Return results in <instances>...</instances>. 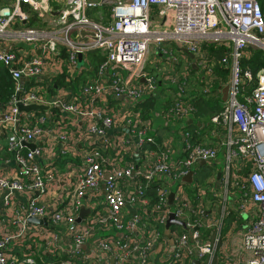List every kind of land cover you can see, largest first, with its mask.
<instances>
[{
  "label": "built area",
  "instance_id": "2783aa9c",
  "mask_svg": "<svg viewBox=\"0 0 264 264\" xmlns=\"http://www.w3.org/2000/svg\"><path fill=\"white\" fill-rule=\"evenodd\" d=\"M33 14L40 27L29 24ZM165 42L192 52L204 77L214 78L216 64L229 70L226 98L210 117L226 133L220 220L208 200L210 185L191 191L182 180L189 171L193 180L198 163L214 162L218 149L194 143L185 132L182 157L173 158L172 145L157 139L143 113V102L158 86L149 68L160 75L166 116L177 121L196 112L190 96L184 97L182 76L171 67L147 66L150 50L170 54ZM204 42L227 51L216 62L201 48ZM249 45L264 50V15L257 0H0V63L16 83L0 106V135L10 154L1 160L13 163L0 175V190L9 204L15 193L29 195L15 206L13 226L1 231L0 264H35L33 248L27 246L19 257L12 244L36 238L45 252L57 254L50 264H213L222 220L231 209L250 218L241 231L246 255L221 252L220 264H264V68L253 71L241 64ZM93 52L102 57L94 76L70 89L91 66ZM58 75L64 76L59 86L53 82ZM20 78L28 80L18 95ZM18 101L50 109L47 115L19 112ZM48 130L58 146L52 155L78 159L67 161L65 172L41 168L40 158L51 147L25 146ZM79 136L87 145L76 153ZM61 178L72 180L70 190L61 206L50 209L41 196L58 188ZM210 184L216 186L213 177ZM82 207L89 213L77 223ZM212 213V222H206ZM170 214L185 227L173 223L167 236ZM29 217L48 225L29 223Z\"/></svg>",
  "mask_w": 264,
  "mask_h": 264
},
{
  "label": "crops",
  "instance_id": "0c3cea01",
  "mask_svg": "<svg viewBox=\"0 0 264 264\" xmlns=\"http://www.w3.org/2000/svg\"><path fill=\"white\" fill-rule=\"evenodd\" d=\"M161 56H164V55H161ZM165 59L171 62V68L175 72H177L178 76L180 78L182 76L180 81H182L181 83L184 84V87L186 85L187 87H189L190 84L193 83L194 80L195 82H198L199 84L204 83L205 78H206L204 77V74H202V76L200 74V76L197 77L196 76L197 73H195V70H199V68L196 69L192 67L191 65L193 62L196 64L194 60H190V62L187 63L188 65L186 66L184 65L183 62L177 59V56H175V53H171V52L170 54H167ZM184 59L187 60L189 59V57L186 56V54H184ZM94 72H95V67L92 65L88 67L87 69H84L82 73L78 76V78L80 79L79 83H82L87 79H91L94 76ZM198 73H200V70L198 71ZM58 76H63V75H58ZM185 77H190L192 79V82L188 83L187 81H185L184 79ZM195 78H198V79L196 80ZM227 84H228L227 82L219 83L217 85L213 84L214 86L213 89H208V90L206 89L207 90L206 92H208L207 99L210 98L209 101L202 102L203 104L200 107L198 106V108L196 106V112H194L192 115H190L186 119L185 125L180 124L178 128H177V125H175V123H172L174 119L165 115V112L163 111V107H161V104H162L161 101L163 99H161L160 94L155 92L159 96V98H157L156 95H154L155 93H153L152 96L149 99L145 100L142 104L143 106L147 104L146 106H144L149 111L147 118L150 119L152 122L153 129H154L153 133L158 135L157 139L168 140L169 144L172 145L173 158L182 157L181 147L183 144L182 140H184L185 132H188L190 134L191 140L194 143L200 142V143L207 144L211 147H216L218 149V153H217V157L215 161L210 164L214 171H212V168L209 169L210 172L211 171L213 172V179L216 185L215 187L220 186V181L222 178L223 162L225 158V148L223 145H221V143L223 142V140L226 139V133L222 127H219L213 124L210 121V117L213 114H215V112H213L215 108L221 107L224 101L222 100V97L223 95L227 94V91H228ZM217 97L220 98L219 102H217L216 100ZM212 102H214V107L212 106L213 104L211 105ZM1 105L3 104H0V106ZM151 105H152V108H150ZM200 110H204L205 112H200ZM53 111H56V109H53ZM57 111H58V108H57ZM43 113L47 115L46 112H43ZM22 118L24 119V116H22ZM191 126H193V128H191ZM5 143H6V140L4 139V136L0 135V175H5L9 173L11 169L13 168L12 162L8 164V163H4L1 160L2 157L8 158L7 155L10 156V154L6 151ZM85 143L86 142L84 141L83 136H79L78 141L74 145V147L76 148V153L83 151L82 148H85V146L87 145ZM26 144L25 146L28 149H31L36 146L52 148L51 153L47 150L44 153V155H42L40 158V166L43 170H46V168H48L49 166H54L56 170L60 172H65L67 171V164H65L67 161L78 160L76 156L73 158L71 154H65L63 156L52 155L54 151L58 150V146L54 140L53 132L51 130H48L43 136H41L36 141L31 142V143H26ZM134 163H136L135 160H134ZM200 165H205V164L198 163V166ZM191 182H189L188 184H190ZM69 183L72 184L71 179L67 180V179L61 178L58 188H50V190L45 195L41 196L42 204L46 205L50 209H52L54 205L58 207L61 206L63 202L62 199L64 195L66 194V191L70 190ZM5 195H6V192L3 190H0V234L4 228L13 226V220L16 217V214L14 213L15 206L17 208L19 204L24 205L27 202V198L29 196L28 194L15 193L13 196V203L9 204V202L8 203L5 202ZM36 195L37 194H35L34 196ZM228 195L230 197V204H233L234 202L232 200L233 195L230 192ZM79 212H80V209H79ZM88 213H86V215H88ZM229 213L230 214L233 213V210L231 209ZM211 231L214 232L213 229ZM164 234H166L165 227H164ZM212 235L216 236V233L214 232V234L212 233ZM239 241H240L239 233L235 234V232H232V231L228 232L224 238L222 237L221 239L220 237L219 241L217 242V247H216L217 253H215L214 255L215 257L213 258V264H220L219 259L217 257L219 256L221 252L231 253L233 250L235 251L236 250L235 248ZM82 249L86 250L87 245H85V248H82ZM12 250L19 257L22 256V254L27 251L26 242H20V241L15 242L14 244H12Z\"/></svg>",
  "mask_w": 264,
  "mask_h": 264
},
{
  "label": "rangeland",
  "instance_id": "374dc122",
  "mask_svg": "<svg viewBox=\"0 0 264 264\" xmlns=\"http://www.w3.org/2000/svg\"><path fill=\"white\" fill-rule=\"evenodd\" d=\"M51 1H54V0H51ZM33 16H31V19ZM34 20V26L35 27H40V23L38 20H36V18L33 19ZM26 46V45H25ZM28 47V46H26ZM162 47L167 50L169 53H175V56H177V59L181 62L184 63V65H188L187 63L190 62V59H184V54L180 52V49L176 48V45H174L173 42H165V43H162ZM164 56H159V55H156L153 53L152 50H150L148 52V65L147 66H159L161 69H166V68H170L171 67V62L170 61H167L165 59V57L167 56V54H163ZM215 61L217 62V59H215ZM85 63L84 60L78 62V66H82L83 64ZM189 71V70H188ZM199 70H195V73L197 77L202 76L203 73H198ZM191 74V73H190ZM214 78L211 79L209 76H207L205 78V81L203 84H199L198 82H195V80L192 82V79L190 77H185V81H187L188 83H191L189 87H187V85L185 86V98L190 96V95H193L195 93H205L206 92V89H213L214 86H213V81L215 80L216 78V75H215V72H214ZM194 79V77H193ZM196 80L198 78H195ZM163 97H167V94H165ZM207 97L205 96L204 99H202L201 103L203 102V100H205ZM161 99H163L161 102V107H164V103H168V102H164L165 99L161 97ZM200 103V104H201ZM214 105V103H211V105ZM212 105V106H213ZM150 108H152V105L150 106ZM163 111H164V108H163ZM200 112H205L204 110H200ZM192 115V114H190ZM189 115V116H190ZM189 116H184L180 119H177L176 120H173L172 123H175V125H177V128L178 126L181 124V125H185L186 124V119L189 117ZM191 128H193V126H191ZM167 134V133H166ZM212 166L210 164L208 165H196V166H193L192 169L193 171L195 172L194 175H193V182L191 184H187V185H184L185 189H189L191 191H194L193 190V187L194 186H197V189H203L205 187H207L208 185H210V192H209V200H211V208L214 209L216 211V215L218 217V219L220 220V216H221V212H222V204H223V199H224V191H223V188L222 187H214L213 185L210 184V179L211 177H213V168H212V171L210 172L209 169H211ZM210 172V173H209ZM209 173V174H208ZM172 189H174V187H171ZM228 200H230V197L228 196ZM227 209H229V206H227ZM213 213L210 214L208 216V218L206 219V222L210 223L212 222V218H213ZM249 216L247 214V212L245 213H236L235 210L233 211V213H229L227 215H225L223 217V220H222V226H221V229H220V237L222 239V237L224 238L226 236V234L228 232H235L236 233H239V236H240V241L238 242L237 246H236V250L238 251V253L240 254V256H245L246 253L243 251V247H242V237H241V231L242 229L244 228V225L247 223V221H249ZM177 229L180 231L181 228L177 227ZM200 231L202 234H205V229L204 227H201L200 228ZM212 233L214 234V232L212 231ZM39 247L44 248L42 247V244L39 245ZM44 250V249H43ZM56 253H54V257H56ZM53 260V259H52ZM204 260V259H203Z\"/></svg>",
  "mask_w": 264,
  "mask_h": 264
},
{
  "label": "trees",
  "instance_id": "16d2710c",
  "mask_svg": "<svg viewBox=\"0 0 264 264\" xmlns=\"http://www.w3.org/2000/svg\"><path fill=\"white\" fill-rule=\"evenodd\" d=\"M261 11L264 15V0H257ZM33 19L36 18V16L33 14L32 15ZM31 19L29 24H34V20ZM201 48L205 49L206 51H208V53H210L212 56H214L216 59H219L223 56V54L227 51V48L224 47L223 45H218V44H214V43H207L204 42L203 44H201ZM247 50L249 52L248 56L243 58L241 60V64L243 66H249L253 71L257 70L260 67L264 68V50L260 49V48H254L253 46L249 45L247 47ZM90 59H91V65L92 66H96L97 63L102 59L101 55L98 53H90L89 54ZM149 71L155 76L156 80L158 81V86L156 89L157 93H162L163 91V85L160 83V75L153 69V68H149ZM214 72L216 75L215 80L213 81L214 85H217L219 83H224V82H228L229 79V70L223 67H220V65L216 64L214 67ZM219 77V78H217ZM80 79L78 77H76L70 84H69V88L72 90H76L79 84ZM53 82L56 85H60L64 83V76H56L53 79ZM15 86L16 83L15 81L11 78L10 74L8 73L7 69L0 63V104H6L8 102V100L10 99V97L13 95V93L15 92ZM50 90L53 89V86L51 85ZM208 92L205 93H195L193 95H190L189 101L197 108L198 106L200 107L203 103H201L202 99H204V97H207ZM210 98H206L205 100H203V102H208ZM217 102H219L220 98L217 97ZM201 103V104H200ZM214 103V102H212ZM164 109H166L167 107V103H164ZM147 105V104H146ZM144 105V106H146ZM214 107V105H213ZM143 113L148 115L149 111L148 109H146L145 107ZM220 108H215L213 110V112L217 113ZM212 110V109H211ZM40 114H42V112H39ZM52 228V227H50ZM42 244V247H44V242L42 239L36 238L35 242L31 241V240H26V245L30 246L31 248H33V258L35 260V264H50V262L52 261V259H55L54 256H52L51 254H48L47 252H45L41 247H39V245Z\"/></svg>",
  "mask_w": 264,
  "mask_h": 264
},
{
  "label": "water",
  "instance_id": "95a60500",
  "mask_svg": "<svg viewBox=\"0 0 264 264\" xmlns=\"http://www.w3.org/2000/svg\"><path fill=\"white\" fill-rule=\"evenodd\" d=\"M182 52L184 54H186V56L189 57L190 60H194L195 56L192 52L188 51L187 49L183 48ZM78 60L79 62L82 61V56L81 54L78 55ZM192 67L194 68H198L197 65L193 62ZM28 79L27 78H20L19 79V90L17 91V94L19 95L21 92V89L23 87V83H25ZM154 95H156L157 98H159V96L155 93ZM226 98V94L223 95L222 100H225ZM16 106L18 108L19 112H26L29 113L33 110H42L44 112H48V110L50 109V106L47 104H36V103H30V104H23L22 102L18 101L16 102ZM47 114V113H46ZM27 145V144H26ZM33 147V146H32ZM203 163V162H200ZM183 182H191L192 181V171H189L184 177H183ZM172 200V193L169 195V201ZM88 209L85 208H81L78 217L76 218V222H80L81 219L83 218V216L86 215V213H88ZM28 222L32 223V224H36V225H43V226H47L48 222L45 219H40V218H35V217H29L28 218ZM173 223H177L179 225H181L183 228L185 227V223L184 221H180V220H176L173 216V214H170L167 222L165 224V233L167 234V236H169V233L167 232L169 226ZM81 248H85L84 245L81 246ZM195 264H199V262L197 260L194 261Z\"/></svg>",
  "mask_w": 264,
  "mask_h": 264
}]
</instances>
